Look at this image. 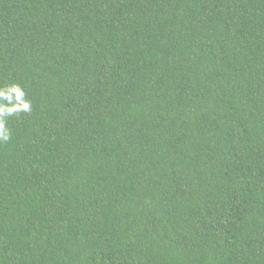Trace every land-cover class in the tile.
<instances>
[{"label":"trees","instance_id":"16d2710c","mask_svg":"<svg viewBox=\"0 0 264 264\" xmlns=\"http://www.w3.org/2000/svg\"><path fill=\"white\" fill-rule=\"evenodd\" d=\"M0 264H264V0H0Z\"/></svg>","mask_w":264,"mask_h":264},{"label":"clouds","instance_id":"9594fccd","mask_svg":"<svg viewBox=\"0 0 264 264\" xmlns=\"http://www.w3.org/2000/svg\"><path fill=\"white\" fill-rule=\"evenodd\" d=\"M32 107V101L27 98V93L20 84L7 83L0 86V144L12 138L9 118L20 113L28 114Z\"/></svg>","mask_w":264,"mask_h":264}]
</instances>
